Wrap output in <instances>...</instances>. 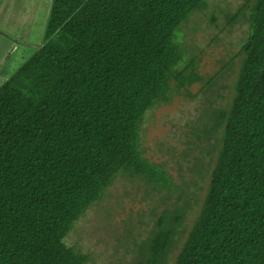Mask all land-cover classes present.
<instances>
[{
    "label": "trees",
    "instance_id": "1",
    "mask_svg": "<svg viewBox=\"0 0 264 264\" xmlns=\"http://www.w3.org/2000/svg\"><path fill=\"white\" fill-rule=\"evenodd\" d=\"M203 1L51 0L42 42L0 86V264L89 263L64 239L109 172L141 167L138 112ZM239 1L230 103L199 119L214 164L189 163L207 181L199 213L182 241L195 193L165 199L133 264L167 263L179 236L173 264H264V0Z\"/></svg>",
    "mask_w": 264,
    "mask_h": 264
},
{
    "label": "rangeland",
    "instance_id": "2",
    "mask_svg": "<svg viewBox=\"0 0 264 264\" xmlns=\"http://www.w3.org/2000/svg\"><path fill=\"white\" fill-rule=\"evenodd\" d=\"M50 2L0 0V33L7 36L0 34V39L17 43L16 50H10L1 60L0 74L5 72L9 77L42 42ZM239 4V0H205L175 30L179 60L171 68L172 78L158 72L152 86L153 101L139 110L136 120L141 167L109 172L64 239L89 260L88 264H133L132 257L139 253L136 245L147 239L151 222L166 203L163 201L166 199L172 209L174 201L182 199L184 188L188 195L195 193L197 200L179 228H186L182 241L187 236L205 192L201 186L207 184L202 176L191 173L189 163L205 154L203 164L210 163L212 168L217 151L206 155L211 149L207 141L198 139L200 121L216 105L222 108L230 103L232 85L240 71L241 60H230L247 26L242 15L236 21L229 19ZM22 30L23 35L17 34ZM5 80H0V86ZM222 91L227 92L223 97L219 96ZM216 95L221 98L215 99ZM159 205L161 209L155 210ZM180 238L165 264L174 263L182 244Z\"/></svg>",
    "mask_w": 264,
    "mask_h": 264
},
{
    "label": "crops",
    "instance_id": "3",
    "mask_svg": "<svg viewBox=\"0 0 264 264\" xmlns=\"http://www.w3.org/2000/svg\"><path fill=\"white\" fill-rule=\"evenodd\" d=\"M25 30H22L21 33L20 31L17 32V34L19 35H23ZM13 34H16V32H12ZM1 36H3L4 38H7V36H5V34L3 35L2 33H0ZM15 46L17 47V43H14L13 40H9V41H5V43L2 42V39H0V63L1 60L3 59V57L6 55L7 53L10 52V50L12 51ZM19 47V46H18ZM16 50V48H15ZM20 65V64H19ZM8 76H6L5 72H2L0 74V80H5Z\"/></svg>",
    "mask_w": 264,
    "mask_h": 264
}]
</instances>
